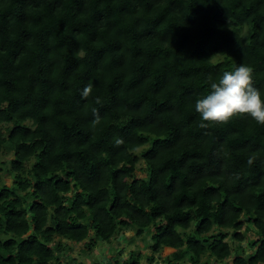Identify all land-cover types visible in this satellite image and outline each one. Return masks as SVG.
I'll list each match as a JSON object with an SVG mask.
<instances>
[{
  "label": "trees",
  "instance_id": "16d2710c",
  "mask_svg": "<svg viewBox=\"0 0 264 264\" xmlns=\"http://www.w3.org/2000/svg\"><path fill=\"white\" fill-rule=\"evenodd\" d=\"M240 63L264 93V0H0V264L127 229L166 264H264V125L194 107Z\"/></svg>",
  "mask_w": 264,
  "mask_h": 264
},
{
  "label": "clouds",
  "instance_id": "9594fccd",
  "mask_svg": "<svg viewBox=\"0 0 264 264\" xmlns=\"http://www.w3.org/2000/svg\"><path fill=\"white\" fill-rule=\"evenodd\" d=\"M252 81L253 69L244 63L223 71L216 80L210 78L207 93L195 100L200 126L207 127L206 122H227L237 115H246L264 125V93ZM90 92L91 85H87L82 95L87 97Z\"/></svg>",
  "mask_w": 264,
  "mask_h": 264
},
{
  "label": "rangeland",
  "instance_id": "374dc122",
  "mask_svg": "<svg viewBox=\"0 0 264 264\" xmlns=\"http://www.w3.org/2000/svg\"><path fill=\"white\" fill-rule=\"evenodd\" d=\"M141 151V150H140ZM140 151H137V154H140ZM12 152L6 150L1 157L2 161L10 162L12 159ZM146 170L142 161H139L136 168V177L143 178L145 176ZM5 182L8 185H11V178L8 175L4 176ZM146 230L145 234L141 237H136L132 231L126 230L123 235H116L111 239L109 243L98 242L95 249L91 252H85L82 245H73L70 244L69 249L60 256V262H70L73 258L76 260L75 263L69 264H114V262H124L129 260L130 256L133 255L134 258L141 256V264H145V258L153 257V264H166V258L171 257L172 251L167 249L160 250L157 254L152 256V251L150 245L151 232L148 233ZM246 240L243 243V246L246 247L248 241H253L254 238L250 232L246 233ZM250 239V240H249ZM181 264H188L186 261L181 262ZM226 264H231V260L226 261Z\"/></svg>",
  "mask_w": 264,
  "mask_h": 264
}]
</instances>
